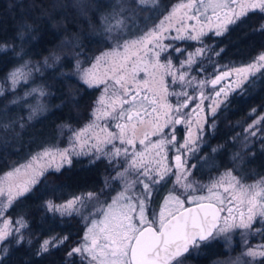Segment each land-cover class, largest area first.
<instances>
[{
    "label": "snow or ice",
    "instance_id": "obj_1",
    "mask_svg": "<svg viewBox=\"0 0 264 264\" xmlns=\"http://www.w3.org/2000/svg\"><path fill=\"white\" fill-rule=\"evenodd\" d=\"M140 2L144 3L146 0H140ZM116 4L119 5L120 10L117 12L115 6L113 8L115 24H112L107 16L103 17V22L107 25L105 31L109 34L117 33L110 36L115 41V47L111 51L103 52L97 56L96 63L90 69L81 70L79 62L77 63V70L82 71L81 79L85 84L89 87L105 85L103 94L97 101L99 107L94 110L93 121L80 130L72 131L69 148L63 150L45 148L33 156L28 163L6 173L4 178L0 179V198L6 197V202L0 200V204L3 205L0 211L7 209L14 200L30 191L31 186L37 183L38 178L44 174L48 167L52 166L57 156L62 163L71 164L70 154H87L83 152V147L88 142L85 137H88L90 133L96 141L92 144V148L96 153L108 157L110 163L121 155L126 159L129 157L127 147L115 146L114 141L119 140L121 145L127 144L133 147L129 168L137 170L138 176L146 177L149 182L136 180L128 183L125 191L118 193L107 205L106 210L102 211L103 218L91 221V226L87 228L83 237L84 243L73 247L68 252V256L75 253H87L90 257V264H173L177 257L188 253L193 247H200L201 242L215 238L216 235L229 232L234 228L250 229L257 217H260L261 222H264V178L247 184L228 171L209 185L201 186L200 190L203 191L206 188L207 195H191L187 190L191 189L192 192H196L197 189L191 182L182 183L187 180L189 171L186 169V161H182L181 155L177 154L175 156L177 172L172 174L176 176L175 183L185 189L182 194L186 196L187 203L194 206L185 207V199H181L180 195L170 191L165 198L158 219L153 213V219L149 220L146 215L145 202L151 196V186L159 184L172 172V168L166 163V155L161 154L164 153L165 144L175 141L176 136L172 134L170 139L161 138L155 143L149 141L147 145H145V141L149 140L150 135L163 132L164 128L170 124H180L182 120L179 113L183 108L188 107V101L193 99L186 92H181L171 94L185 96L187 97L185 101H177L175 106L167 101L170 93L164 83V74L173 75V72L171 59H166L165 63L160 62L161 53L165 52L168 47L161 43L162 33L167 31L165 23L167 22L169 26L173 20L179 21L182 25L185 20H196L197 23H201L200 17L203 16L208 22V26L211 27L212 18L216 17L215 35L219 36L226 31L227 25L236 23L249 11L259 10L264 13V0H186V2L181 0L180 3L173 6L169 15L156 28L145 32L136 39H124L123 42H121L122 37L119 33L123 30L124 20L116 19V17L125 10V6L121 0H116ZM209 9L212 11V16L207 15ZM192 29L195 35H189L187 39L198 40L205 35L203 27L196 29L193 25ZM261 29L264 30V25L261 26ZM176 31L178 33L186 32L187 27L177 28ZM20 35L23 39V33ZM184 38V36H177L174 39ZM141 51H143V55H140ZM174 51L182 52L180 48H175ZM205 51V48H199L195 53H189L187 59L181 61V67H184L185 64L190 67L195 63L194 57L203 55ZM149 53L152 54V59H148ZM103 61L110 62V67L108 72L101 76L95 70ZM262 62H264V54H261L247 67L233 71L238 76H243V79H247L248 73L264 67ZM45 66H50L47 60H45ZM33 70L39 72L40 68L32 69L25 63L9 73L8 79L13 86L12 90L14 91L15 86L21 82L27 83ZM141 72H144L148 78L138 80L137 77ZM230 74L226 71L211 81H200V84L203 86L205 83H211L215 86ZM185 75L183 72L180 73L178 79L184 81ZM109 79L113 81L110 86L107 84ZM242 82V80L239 81L236 86L239 87ZM37 92L40 96L46 95L43 89H32V93ZM141 92L151 93V97L145 94L137 102ZM221 92H224L223 88L216 92V96H220ZM3 94L4 90L0 87V96ZM201 95L203 96V93ZM12 102L17 103L16 100ZM213 103L217 104L218 102L213 101ZM124 105H129V107L125 108ZM196 108L203 111L199 104ZM41 110L42 105L33 107L28 119L31 120ZM212 111L215 112V107L212 108ZM173 112L178 114L175 118H173ZM145 117L148 119L146 120ZM109 118L115 121H125L115 124V128L119 130L118 133L109 131L107 125L101 126L97 123L102 119ZM200 119L197 118V125L200 124ZM260 119H264V117ZM255 123H259V120ZM145 125L151 127L152 131L151 133L145 131L143 138H139L138 131ZM96 129L99 131L97 132ZM192 137L193 132L189 125L188 138L181 147L186 148L189 143L194 142ZM137 139L141 145H145L144 151H135ZM77 144H79L81 152L75 150ZM105 145H112V148L105 151ZM153 150H158L155 154L160 156V159L156 161L155 170L148 166L145 157V152L151 155ZM45 157L48 158L47 164L41 163ZM99 158L100 156L96 157V159ZM62 163L56 164L57 171ZM90 163H94V161H90ZM140 169L142 171H139ZM128 171L129 169L126 168L125 173ZM125 173L118 175L123 177ZM22 175L28 176V179L20 180L19 177ZM134 183L143 184L144 189V194L137 197L135 203L130 196L125 194L128 187ZM94 196V193H88L86 198L92 200ZM84 199L85 197H75L63 205L48 202L47 208L52 212L70 214V210L74 209L77 202L83 203ZM121 201H126V203L121 204ZM170 203L175 205L174 209L168 207ZM222 212H227V215L221 216ZM16 223L21 227L26 226L23 220L16 221ZM9 225L10 222L5 220L3 228L0 229V241L10 234ZM68 239L65 236L63 239L53 237L52 240H45L41 245V251L47 252L50 245L56 246L57 241L64 243ZM246 255L253 258L264 257V245L257 249L250 248ZM177 264H182V262H177Z\"/></svg>",
    "mask_w": 264,
    "mask_h": 264
},
{
    "label": "trees",
    "instance_id": "obj_2",
    "mask_svg": "<svg viewBox=\"0 0 264 264\" xmlns=\"http://www.w3.org/2000/svg\"><path fill=\"white\" fill-rule=\"evenodd\" d=\"M177 1L158 0L156 4L143 5L130 0L129 4H134L137 22L147 25L155 23L159 15ZM114 4L113 0H0V81H5L10 70L21 63L45 66V60L52 61L50 70L45 66L44 69H48L40 73V82L46 85L47 100L51 104L43 116L28 119L20 100L22 85L14 91L3 89L4 94L0 96V175L26 159L35 148L56 140L66 125L79 126L90 118L99 88L89 87L81 81L74 66L81 58L91 57L108 46L100 27L103 17ZM263 21L264 15L260 12L243 17L216 38V44L210 46L211 54L200 59L193 71L208 75L214 72L217 63L244 64L253 60L264 50ZM211 42L209 36L202 41L206 46ZM213 49L218 55L213 54ZM14 100L17 103H13ZM257 103L264 106V75H260L255 83L246 85L227 107L220 109L212 140L226 141L234 133L236 125H231L233 121L246 115ZM262 124L264 126V121ZM39 127L43 128L45 142L36 138ZM226 149L225 145L221 147L220 157L224 156ZM248 162L258 167V174L264 173V155L256 152L248 157ZM107 176V168L98 162L75 161L59 171H48L12 206V215L24 217L26 226L19 242L13 237L9 253L0 259V264H68V252L80 235L77 233L78 223L69 218L60 228L57 226V238L67 236L69 239L56 246L50 245L47 252H42L44 233L39 228L44 218L45 202L97 189ZM217 252L207 246L193 255L191 248L173 264H210L220 255Z\"/></svg>",
    "mask_w": 264,
    "mask_h": 264
},
{
    "label": "rangeland",
    "instance_id": "obj_3",
    "mask_svg": "<svg viewBox=\"0 0 264 264\" xmlns=\"http://www.w3.org/2000/svg\"><path fill=\"white\" fill-rule=\"evenodd\" d=\"M113 1L115 3L114 4L115 10L119 12L120 10L119 5L116 4V0ZM129 1L130 0H128V2L127 0H121V3L124 4L125 6V10L121 12L118 17H116V19L124 20L123 30L122 32L119 33V35L122 37L121 42H123L124 39L127 40L136 39L137 37L143 35L145 32H148L149 30L156 28V26H158L161 23V21H163L164 18L169 15V13L172 11L173 6L181 2V0L175 2L165 13H163L161 16L159 15L155 23L153 24L148 23L147 25H144L142 23L137 22L136 20L137 17L133 12L134 4H132V2L131 4H129ZM136 1H138V3H141L140 0H136ZM156 2H158V0H146V2L141 4L149 5V4H156ZM113 8L106 16L109 18V21L112 24H115V19L113 18L114 16ZM255 12H260V11L259 10L249 11L247 15ZM262 14L264 15V13ZM207 15L212 16L211 9L208 10ZM200 21L201 23H197L196 20H185L182 25L179 21L173 20L171 22V26H169L168 23L166 22L165 27L167 28V31L162 33L163 39L161 40V43L167 45L168 47L165 52L161 53L160 62L165 63L166 59H171L172 72H173V75H169L167 73L164 74V83L168 89V92L170 93V95L167 97V101L173 106L176 105L177 101L180 102L185 101L187 97L171 94V93H181V92H186L188 96L193 97V99L189 100L188 107L183 108L181 113H179L180 118L182 120L180 124H175V125L170 124L166 128H164L163 132L157 135H150L149 140L145 141V145H147L149 144V141L155 143L161 138L165 140L170 139L172 134L176 136L175 141H173L172 143L165 144L164 153L161 154V155H166L167 157L166 163L169 165V167L172 168V172L169 173L165 177V179L161 181L159 184L151 186L152 188L151 196L145 202L146 215L148 216L149 220L153 219V213H155L156 218L158 219L159 212L161 208L164 206L165 198L169 195L170 191L174 192V194L176 195H180L181 199H185L186 201L185 206L189 205V203H187L186 196L182 194L185 192V189L175 183L176 176L172 174L177 172V169L175 168V156L177 154L181 155L182 161H186V169L189 171L187 180L182 181V183L191 182L193 186L197 189L196 192H192L191 189H188L187 192L191 195H207L206 188H204V190L201 191L200 190L201 186L209 185L212 181L219 179L223 174H225L228 171H231L234 176H237L244 183L247 184L254 183L257 180L264 178V173L258 174V170H257L258 167L248 164L249 156L254 155L256 152L257 153L260 152L264 154V128H263L264 126L262 124L264 119H260L262 116H264V112H258L256 109L258 108L259 110L264 111L263 105L261 106L258 105L257 103V106H254L252 109H250L246 113V115L240 117L236 121H233L231 125H233V127L234 125H236L234 133L226 141L220 142V141L212 140L213 138H215L214 137L215 128L217 124L216 119L219 116L220 109H222L224 106L227 107L229 105V102H231L232 98L236 95H239V93H241V91L244 89L246 85L252 84L253 82L255 83L256 79L259 78L260 75H264V67H260L258 68V70L248 73L247 79H243V76H238L236 72L233 70L247 67L249 64H252L261 54H264V50L258 53L255 56V58L248 63L232 64L230 63V61H225L224 62L225 64L217 63L215 64L216 68L214 69V72L208 75L206 74V72L200 74L198 70L193 71L194 65L200 59H203L205 56L211 54L209 53L211 52L212 49L210 46H214L217 42L216 38L221 36V35L219 36L215 35V31H216L215 25L217 23L216 17L212 18L211 27L208 26V22L205 20L203 16L200 17ZM139 24H141L142 27ZM234 24L227 25V29L226 31L223 32V34L226 33L230 29V27H232ZM193 25L196 27V29H199L201 27H203L204 29L205 35L200 37V39L198 40L187 39L189 35H195V32H193L192 29ZM262 25H264V21ZM106 26L107 25L102 20L100 32L105 36V38H107L108 46L106 48H103L97 54L91 57L81 58L75 63L74 72L81 81H83L81 79L82 71L77 70V63L79 62V66L81 70L90 69L92 68V65L96 63L97 56H100L103 52L111 51L112 48L115 47V41H113L110 38V36L116 35L117 33H112V34L107 33L105 31ZM184 26L187 27L186 32L178 33L176 31L177 28H181ZM177 36H184L185 38L174 39ZM208 36L210 41L212 42L209 45L207 44L206 46L207 42L204 45L202 41L205 40V38H207ZM149 47H151V45H149ZM175 48H180L182 52L178 53L174 51ZM199 48H205L206 49L205 53L200 56H195L194 57L195 63L192 64L190 67L187 64H185L184 67H181V61H185L189 53H195L196 50ZM121 51L123 50L121 49ZM212 52L214 55L218 53L217 50L215 49H213ZM143 54H144L143 51H141L140 55ZM148 59H152L151 53L148 54ZM23 64L25 63H21L20 65L15 66L12 70H10L9 73L14 71L16 68L22 66ZM27 64L32 69L39 67L40 71L37 72L33 70L31 77L28 79V82L27 83L21 82L20 84L16 85L15 88L21 85L23 87V92L20 94V100L22 102L24 111L28 117L33 107L42 105V110L39 111L32 118L35 119L47 113L51 106L50 102L47 100L46 85L40 82L41 81L40 73L45 72L48 68L44 69L45 66H43V64L33 65L30 62H27ZM48 64L50 66L47 67H49L50 70L52 61H49ZM109 67H110V62L103 61L95 71L97 72L98 75L102 76L105 72H108ZM129 67H131V64H129ZM226 70L230 71L233 74V76L237 78L236 83L232 87L226 86L225 83H218L215 86H213L211 83H205L203 84V86H201L200 81H211L212 79H215L217 75L221 74L222 72H226ZM182 72L186 74L184 81H180L178 79L180 73ZM9 73L5 81H0V87H2L3 89L13 88L11 81L8 79ZM110 75L111 73L109 72V76ZM147 78L148 77L144 72L139 73V76L137 77L138 80L147 79ZM241 80L243 82L239 84V87H237L236 86L237 83ZM189 81H191V83H189ZM107 84L110 86L113 84V81L109 79L107 81ZM221 85L223 86L222 88L224 89V92H221L220 96H216V92H218L221 89L220 88ZM96 87L99 88V93L95 100L94 107L91 112V116L87 121H85L83 124L79 126L66 125L64 129L61 130L56 140H54L52 143L41 145L35 148L34 150H32L31 154L28 157H26V159L22 160L19 164H17L16 166L10 168L9 170L1 174L0 179H3L6 173L12 171L13 169L23 164L28 163L33 156H35L39 152H42L45 148H52V149L58 148L61 150L69 148L70 147L69 140L70 137L72 136V131L80 130L84 128L94 119L93 113L94 110L97 107H99L97 101L99 97L103 94V89L105 85L100 84L99 86ZM32 89H43L46 95L40 96L38 92L32 93ZM26 93H30V94L26 96L25 95ZM201 93H203V96L201 95ZM145 94L151 97V93L141 92V96L137 98V102H139V100ZM213 101H217L218 103L214 104ZM198 104L201 106L203 111H200L199 109L196 108ZM124 107L127 108L129 107V105H124ZM213 107H215V112L212 111ZM193 109H196V111H193ZM149 111H151V108H149ZM141 114L143 115L142 112ZM172 115L173 118H175L176 115L178 114L173 112ZM198 117L201 118L199 125H197L196 123ZM145 119L147 120L148 117H145ZM258 120L259 123H255ZM117 122L124 123L125 121H115L109 118V119H102L97 123H99L101 126L107 125L109 131L118 133L119 130L115 128V124ZM161 123H163V120H161ZM189 125L191 126V130L193 132L192 140L194 142L189 143V145L186 148L181 147V145H183L185 140L188 138ZM42 130L43 128L39 127L35 132L37 133L36 138L39 142H41L42 140L44 141V138H42L44 136ZM96 131L98 132L99 129H96ZM145 131L151 133L152 129L147 125L142 126L138 131V137L143 138V133ZM85 139H87L88 142L84 145L83 152L87 154H81V155L70 154V159L72 163H74L75 161L84 162L85 164H95L97 162L102 163V165L107 168L108 176L106 177L105 180H103L104 182L100 185L99 188H97L98 190L96 191L86 190L79 192L78 194H75L64 200L49 199L48 201L45 202V212L43 215L44 218L41 222V227L39 228V231L40 232L43 231L44 233L42 244L45 240H52L53 237L57 238L58 235L57 226L60 228L62 222L65 223V221H67L70 218L71 221L75 220L78 223L77 225L78 232L76 229L75 230L77 233H80V235L76 238L77 242L74 247L80 246L82 243H84L83 237L85 235V232L87 231V228L91 226V221L93 219L100 220L103 218L102 211L106 210L107 205L112 202L113 198L116 197L118 193L125 191V188L127 187L128 183L136 180H144L145 182H149L146 177L138 176L137 170H132L129 168V162L131 159L130 154L133 151V147L131 145H127V144L121 145L119 140L114 141L116 147H127L129 149V157L126 159L123 155H121L120 157H116L115 159H113L112 162L110 163L108 157L96 153L95 149L92 148V144L95 143L96 141L94 138H92L91 133L89 134L88 137H85ZM145 145H141L139 143V139H137L135 142V151H144ZM223 145L227 146V149L225 150L224 156L220 157L219 150H221V147H223ZM111 148L112 145L104 146L105 151H108ZM75 150L77 152H81V148L79 144L76 145ZM156 151L158 150H153L151 155L145 152L146 163L153 170H155V168L157 167L156 161L160 159V156H156L155 154ZM97 156H100V158L96 159ZM47 161L48 158L45 157L44 160L41 161V163L47 164ZM90 161H94V163H90ZM61 163L62 162L57 156L56 160L52 163V166L48 167L47 170L44 172V174L38 178L37 183L41 180L43 176L46 175V173H48V171L56 170V164H61ZM69 165L70 164L68 163H62L60 169L64 167H68ZM193 165L195 167H192ZM126 168H128L129 171L125 173ZM139 171H142V169H140ZM119 173H125V175L121 177L120 175H118ZM19 179L26 180L28 179V176L22 175L21 177H19ZM36 184L31 186L30 191ZM220 191L222 192L223 190L221 189ZM88 193L95 194L92 200H88L86 198ZM125 194L126 196H130L133 202L135 203L136 198L144 194L143 184L140 183L132 184L131 187H128L127 192ZM75 197H85V199L83 200V203L77 202V204L74 206V209L70 210V214H61L60 212H52L49 211L47 208L48 202H52L55 205H63ZM0 200L6 202V197L0 198ZM16 200H14L12 205L7 207V209L0 211V229L3 228V224L5 220H8L10 222L9 225L10 234L3 241H0V259L8 255L13 237H15L17 241H19L21 238V233L23 231V227L17 224L16 221L23 220L24 222V217H20L18 215L15 217L12 215V211H11L12 206L14 205ZM158 200L159 203H157ZM120 203L124 204L126 203V201H121ZM168 207L170 209H174L175 205L170 203ZM2 208L3 205L0 204V209ZM225 215H227V212H223V216ZM17 229H19V231H17ZM57 243L59 242L57 241ZM261 245H264V222H261V218L257 217L250 229L234 228L231 229L229 232L216 235L215 238H211L208 241L201 242L200 247L198 248L193 247V252H194L193 255L199 254L204 250L205 247L209 246L212 247L214 251L216 252L218 251L220 254L219 256H216L210 264H264V257L257 256L253 258L246 255L247 251L250 248L257 249ZM68 264H90V257H88L87 253H75L72 256H69Z\"/></svg>",
    "mask_w": 264,
    "mask_h": 264
},
{
    "label": "flooded vegetation",
    "instance_id": "obj_4",
    "mask_svg": "<svg viewBox=\"0 0 264 264\" xmlns=\"http://www.w3.org/2000/svg\"><path fill=\"white\" fill-rule=\"evenodd\" d=\"M227 72H230L228 70H226ZM223 73V72H222ZM231 73V72H230ZM220 75V74H219ZM237 81V78L233 76V74L231 73L229 76L225 77L224 79H222L219 83H225L226 86L232 87ZM223 86L221 85L220 88H222ZM264 112V111H261ZM264 117V116H262ZM264 128V127H263ZM253 152V151H252ZM259 154L264 155L262 153L259 152ZM100 187V186H99ZM98 187V188H99ZM88 190H98V189H88ZM86 191V190H85ZM71 197V196H69ZM68 198V197H67ZM64 200V199H63ZM157 203H159V200L157 201ZM179 258V257H178ZM177 258V259H178ZM174 262V261H173Z\"/></svg>",
    "mask_w": 264,
    "mask_h": 264
},
{
    "label": "water",
    "instance_id": "obj_5",
    "mask_svg": "<svg viewBox=\"0 0 264 264\" xmlns=\"http://www.w3.org/2000/svg\"><path fill=\"white\" fill-rule=\"evenodd\" d=\"M217 85V84H216ZM181 159H182V157H181ZM176 163V162H175ZM194 205H192V204H189V205H187V206H185V207H193ZM221 216H223V212L221 213ZM178 258V257H177Z\"/></svg>",
    "mask_w": 264,
    "mask_h": 264
}]
</instances>
